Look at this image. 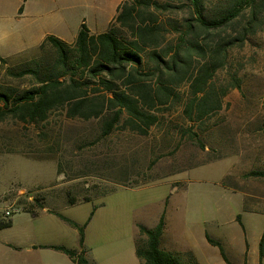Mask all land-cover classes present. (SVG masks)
I'll return each instance as SVG.
<instances>
[{
	"label": "rangeland",
	"instance_id": "374dc122",
	"mask_svg": "<svg viewBox=\"0 0 264 264\" xmlns=\"http://www.w3.org/2000/svg\"><path fill=\"white\" fill-rule=\"evenodd\" d=\"M121 1L0 0V21L9 30L46 22L50 32L69 40L82 21L91 32L106 30ZM217 2L207 4L211 8ZM184 14L188 12L166 11L161 17ZM262 16L261 27L245 45L228 50L227 65L215 77L220 87L235 72L241 87L230 88L220 109L201 121H189L182 113L186 82L176 88L175 102L154 110L159 121L146 135L119 126L105 137L100 118L67 117L62 108L38 123L10 115L0 118V219L23 210L36 212L44 205L82 223L99 196L114 190L104 196V206L87 223L84 246L90 260L89 255L95 260L99 254L102 264H138L133 240L136 223L153 228L163 215L164 241L192 249L199 264H228L218 248L206 241L205 231L220 241L230 264H258L254 252L264 231V176L248 172L264 170V131L260 128L264 120V10ZM174 38L167 34L162 45ZM7 52L0 46V56L13 67L39 55L38 46L16 56ZM3 71L2 89L30 88L36 82L31 76L19 78ZM89 85L91 96L95 94L92 87L98 86ZM67 193L77 199L99 198L62 207ZM7 210L10 215L5 214ZM237 214L244 229L235 220ZM12 219H16L13 226L0 231V264H12V252L1 245L13 239L2 236L18 232L21 216Z\"/></svg>",
	"mask_w": 264,
	"mask_h": 264
},
{
	"label": "trees",
	"instance_id": "16d2710c",
	"mask_svg": "<svg viewBox=\"0 0 264 264\" xmlns=\"http://www.w3.org/2000/svg\"><path fill=\"white\" fill-rule=\"evenodd\" d=\"M172 1L179 5L169 0H122L103 32H91L82 21L72 42L49 34L38 45L39 55L28 63L13 67L9 59L0 57V74L4 70L6 75L36 80L25 89L0 87V118L10 115L22 122L38 123L62 108L67 117L100 118L105 137L119 126L146 135L159 121L154 110L175 102L176 88L183 82L188 90L182 113L189 121H201L217 112L222 97L230 88H240L241 79L237 73H230L228 84L218 87L215 77L227 65L228 50L245 45L261 27L264 0H218L211 8L207 4L210 0ZM22 9L21 5L19 14ZM166 11H187L188 15L163 19L161 14ZM167 34L175 38L162 45ZM89 84L98 86L92 87L95 94L91 96ZM260 128L264 131V120ZM248 175L264 176V170L249 171ZM68 195L64 206L99 198ZM95 208L83 224L54 211L77 229L79 247H46L65 253L75 264H97L87 258L84 246V229ZM235 220L244 229L240 214ZM10 224L11 217L0 219V229ZM136 227L135 255L140 264H199L191 250L181 253L161 247L163 215L153 228L140 223ZM205 238L230 264L220 241L208 233ZM263 245L264 231L258 243L259 264L264 258Z\"/></svg>",
	"mask_w": 264,
	"mask_h": 264
},
{
	"label": "crops",
	"instance_id": "0c3cea01",
	"mask_svg": "<svg viewBox=\"0 0 264 264\" xmlns=\"http://www.w3.org/2000/svg\"><path fill=\"white\" fill-rule=\"evenodd\" d=\"M47 25L48 23L46 22L37 25L28 24L24 28H22V30H17V29L9 30L7 23L4 21H0V46H5L7 49H9L7 55L9 54L15 56L29 49L36 48L47 35L49 34L56 35L55 33L49 31ZM75 37L69 40L63 39L61 37L59 38L65 40L66 42L69 41L71 42L75 39ZM0 57H4V56H0ZM105 197L100 198V200L96 204H93V206H96L94 212L97 210V208L104 206L103 199ZM92 202L93 201H86L79 203L77 205L84 203H92ZM77 205H72V206H77ZM72 206L63 205L62 207H72ZM54 211H57L60 214L74 220L65 211L59 209L57 210L50 209L47 206H44L43 208H41L36 212L23 210L13 214L14 216L12 215L13 217L18 215L21 216L22 222L20 224L17 233H11L10 235L2 236V237H13V239L11 240L7 239L6 241H2L1 243V245L4 248L12 252V256H13L11 261L12 264H75L65 253L50 247H46L48 245H62L67 248L79 247V242H78L79 233L77 229L71 227L66 222H64ZM12 218H11L10 226L2 228L0 229V231L11 228L13 226V223L16 219L14 220ZM76 222L79 224L84 223V222L80 223L78 221ZM87 226L88 225H86L84 229L85 245L87 243V237H86ZM166 230L167 229L165 224V228L163 231L164 234H162L161 236V243H160L163 249L172 252H180L179 249H182L184 251L186 250L192 251V249L186 246L176 247L173 246L170 243V241H164V235L166 233ZM245 230H246V237H248L247 229L245 228ZM260 232L261 233H259L258 241L261 237L262 230ZM136 235H137V229L135 230L133 236L134 245H135ZM109 254L110 255L112 254L111 251L109 252ZM248 254L250 255V250L248 251ZM254 254H257L258 264H259L258 251H255ZM98 255L99 254H97L95 260L90 255L89 257L93 261H95V263L97 262L99 264H102L99 260ZM138 264H140V262Z\"/></svg>",
	"mask_w": 264,
	"mask_h": 264
},
{
	"label": "built area",
	"instance_id": "2783aa9c",
	"mask_svg": "<svg viewBox=\"0 0 264 264\" xmlns=\"http://www.w3.org/2000/svg\"><path fill=\"white\" fill-rule=\"evenodd\" d=\"M10 212H11V211L7 210V211L5 212V214H6V215H10Z\"/></svg>",
	"mask_w": 264,
	"mask_h": 264
}]
</instances>
